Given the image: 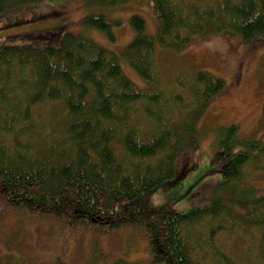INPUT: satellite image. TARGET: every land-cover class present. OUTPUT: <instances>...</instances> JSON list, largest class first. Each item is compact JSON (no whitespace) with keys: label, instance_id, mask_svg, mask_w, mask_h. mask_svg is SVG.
<instances>
[{"label":"trees","instance_id":"obj_1","mask_svg":"<svg viewBox=\"0 0 264 264\" xmlns=\"http://www.w3.org/2000/svg\"><path fill=\"white\" fill-rule=\"evenodd\" d=\"M41 1L0 0V17ZM149 1L159 31L151 36L145 19L133 15L136 36L122 56L71 33L58 47L0 49V214L23 213L20 221L32 220L33 231L36 225L37 233L54 232L52 244H77L75 251L89 239L105 243L109 260L125 255L118 234L133 230L147 245L148 264H264L263 196L256 200L247 191L243 214L224 202L193 213L147 202L189 173L190 167H176L178 156L198 146L199 115L227 86L197 71L181 73L177 91L167 90L156 68L157 48L183 51L197 38L222 32L247 42L264 37V0ZM85 26L114 41L117 25L105 15L86 16ZM124 62L146 82L143 88ZM220 132L216 172L223 185L242 190L264 143L243 139L238 125ZM241 233L251 241L235 257L226 238ZM51 249L49 264L76 261L58 246ZM86 257H79L84 264Z\"/></svg>","mask_w":264,"mask_h":264},{"label":"rangeland","instance_id":"obj_2","mask_svg":"<svg viewBox=\"0 0 264 264\" xmlns=\"http://www.w3.org/2000/svg\"><path fill=\"white\" fill-rule=\"evenodd\" d=\"M97 14L116 23L114 41L100 31L86 30V16ZM133 15L143 17L148 33L156 36L159 19L149 0H42L0 17V49L4 46L41 50L58 47L65 33H71L88 35L98 45L122 56L136 36L131 22ZM21 20L24 21L21 26L5 28ZM48 32H54L55 36L51 38ZM157 49L156 68L167 90L177 91L176 77L181 73L187 75L197 71L221 77L227 81V86L199 115L198 146L184 149L178 156L176 167L179 170L183 166L190 167L189 173L179 181L171 180L162 185L147 202L151 208L170 204L176 211L186 213L224 202L235 214H243L247 210V191L256 200L264 197V154L255 156L254 162L247 167L245 186L249 187L242 184L239 186L242 190H238L236 186L223 185V176L216 172L218 142L222 128L238 125L243 139L264 143V37L247 42L240 35L222 32L207 39L197 38L183 51L160 46ZM123 68L132 82L141 88L145 86L146 82L131 71L126 62ZM16 212L9 211V216L0 214V264H49L52 260L47 252L55 246L63 249L69 261L70 258L77 261L80 255L87 253L85 264H148L147 245L133 230H122L118 234L124 242L125 255L115 261L106 258L105 243V247L94 244L92 240L89 242L90 237L78 245L79 251H75L77 244H52L54 232L37 233L36 225L33 231L30 228L31 223L34 224L32 220L23 223L20 220L24 214ZM226 241L230 242H226L230 252L237 257L240 252V255L245 252L251 240L245 239L241 233L227 236Z\"/></svg>","mask_w":264,"mask_h":264}]
</instances>
